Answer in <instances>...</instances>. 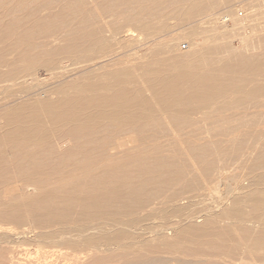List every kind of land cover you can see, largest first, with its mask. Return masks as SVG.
I'll list each match as a JSON object with an SVG mask.
<instances>
[{"label":"bare ground","instance_id":"1","mask_svg":"<svg viewBox=\"0 0 264 264\" xmlns=\"http://www.w3.org/2000/svg\"><path fill=\"white\" fill-rule=\"evenodd\" d=\"M230 1L97 0L94 12L83 7L85 0L76 8L74 0L62 1L64 7L55 0L32 1L26 9L18 0L13 5L25 22L3 21L12 7L0 2V83L24 85L38 68L52 70L66 57L93 61L111 43L133 48L120 55L130 60L123 67L91 63L78 72L83 77L59 86L55 98L38 93L1 110L0 264H168L174 255L192 259L179 258L177 264H218L209 259L235 254L236 236L216 219L235 218L236 200L231 209L215 201L219 213L212 217L179 218L190 195L203 197L206 181L219 178L229 160L246 167L243 186L256 190L255 209L264 207L256 189L264 183L259 171L264 166V51L248 52L245 43L243 51L214 45L226 34L219 22L223 17L212 18L213 12ZM252 3L264 14V0ZM158 14L182 22L205 15L215 34L201 41L189 34L185 51L174 49L179 37L166 39L159 51L164 56L150 61L152 52L141 54L140 48L159 38L150 30L162 25L147 23ZM240 25L234 21L228 31ZM30 80L38 82L37 76ZM239 109L246 111L241 115ZM242 131L252 145L242 144L247 140L239 137ZM179 142L187 151L176 148ZM7 146L17 149L12 161L6 159ZM140 147L148 151L141 153ZM194 170L204 178L203 186H197ZM48 176L52 183L45 182ZM230 182L229 190L239 189V179ZM16 183L23 187L2 194L4 186ZM154 214L162 222L144 229L142 223ZM20 226L27 228L17 232ZM146 234L154 237L119 245L123 238ZM51 235L57 240L51 251H43L37 240ZM19 236L34 242L32 251L16 252ZM250 242L264 252V233ZM248 244V253L254 252ZM156 254L174 257L150 256Z\"/></svg>","mask_w":264,"mask_h":264},{"label":"rangeland","instance_id":"2","mask_svg":"<svg viewBox=\"0 0 264 264\" xmlns=\"http://www.w3.org/2000/svg\"><path fill=\"white\" fill-rule=\"evenodd\" d=\"M18 0H0V2H3L4 4L12 7L9 16L4 20H21L22 22H25V19L23 18V12L19 8H15V2ZM21 1V0H20ZM24 2V9L27 7H32V1H37L36 3L39 4L43 0H22ZM57 5L60 7H64V4L62 1H67V0H55ZM76 4L74 7L76 8L78 5V1L82 0H74ZM87 2L86 5L83 7L88 8L95 11L97 8V0H85ZM96 3V4H95ZM12 4V5H9ZM35 4V3H34ZM19 7V6H17ZM258 13V15H257ZM212 18L220 17L223 19H220L219 22H221V29L222 34H226L224 36H220L219 40L214 44L217 46H222V45H230V47L236 51H243V44L245 43L248 47V52H261L264 51V28H261L264 25L259 26V19L262 22L264 19V14L262 10L257 8V6L252 3V0H232L228 2L227 4H224L220 6L219 8L215 9L213 12ZM242 14V15H240ZM227 16V17H226ZM258 16V17H257ZM261 16V17H260ZM3 18V14L0 10V20ZM209 17H206L205 15L196 17L192 19L189 22H182L180 20H175V19H167L165 18V14H158L156 16H149L147 18V23L151 28L157 27V25H162L160 29H155L150 30V32L154 33V35L159 36V38L156 39V41L148 42L140 48V53H151L152 56L148 59L150 61H154L161 56V53H159L161 49V44L162 41L168 40V39H173V38H178L179 41L175 43V50L178 51L179 49L185 51L189 50L188 48V42H187V36L192 35V34H197L198 41H201L203 39H206L210 36H213L214 30L210 27L211 24L208 22ZM225 21V22H224ZM237 21V23L241 24L240 27L235 28L231 32L230 30L233 25V22ZM224 22V24H222ZM209 23V24H207ZM227 27V28H225ZM242 27H248L247 29H242ZM225 31H228L225 33ZM221 33V32H220ZM213 34V35H212ZM139 46V45H138ZM181 46V47H180ZM186 47L185 49H183ZM104 53L103 55H100L99 57H94L93 61H83V60H77V57H72V58H64L61 63L59 60L55 63V68L52 70H45L43 68H38L31 76H29V81L28 83L21 85L17 84L16 82L10 83V82H1L0 83V113L1 110L7 108L8 104H11L14 100L20 101V100H26V99H35L37 97L38 93H43L45 96H51V97H56L57 88L59 86H66L70 82L74 81L77 78L83 77V74H78L80 70H83L86 65L89 64H96L98 63L99 65H110L113 66V64H116L115 68H120L128 64V61L124 57L120 56L123 53L133 51L132 47H116L115 44H108L103 47ZM155 51H157L155 53ZM104 58H100L102 56H105ZM158 55V56H155ZM223 55V54H221ZM120 56V57H119ZM155 56V57H154ZM49 54H46L44 59H48ZM98 58V59H96ZM37 61V60H35ZM30 62V61H29ZM24 63V64H28ZM82 67V69L76 70V68ZM96 67V66H95ZM37 76L38 82L31 81V78H34ZM23 92L20 96L16 97H11L13 95L18 94L19 92ZM40 98V97H38ZM8 99V100H7ZM246 111V109L242 110L239 109L238 112L239 114L243 115V113ZM264 121H262V126L261 124L259 125L260 129H264ZM163 128L167 130H172L174 127L173 126H168V125H163ZM240 138H246L242 144L244 145H252V140L248 138L250 135L247 134L245 135L242 132L239 134ZM66 141V140H65ZM67 143V142H66ZM8 146L11 147H16L13 144H7ZM221 145H224V143H221ZM7 146V149H4L5 152H7V160L12 161L13 157H11L14 152L17 150L16 148L10 149ZM69 150H73L71 145H66ZM129 147L137 146L135 144H129ZM176 148L182 147L181 151H184L185 147L183 142H179L176 145ZM174 146V147H175ZM229 149H231L229 147ZM61 150H66L62 148ZM144 147H140V152H143ZM174 150V149H172ZM145 151H148L147 149ZM175 151V150H174ZM187 151V148L185 149ZM11 152V155H10ZM134 152H139L138 148L134 150ZM147 153V152H146ZM253 154V158H254ZM243 161L247 164L250 162H246L244 159ZM188 163V161H187ZM262 168L259 170L260 172L264 173V166L259 167ZM220 177L216 178L213 177L210 180L206 181V187L202 191L203 197L200 199H194L193 196L194 194L190 195V205H187V207L181 209L182 210V216L179 217L180 221L182 220L183 217L187 215H191L194 217L198 218H206V217H212L216 214H218V209H217V204L214 203L215 201H218V203L224 207L228 206L229 209L233 207V202L236 200L237 206L236 209L238 210L237 216L235 218H229V219H216V222L219 226H228L229 229L232 232V235L236 236V243L233 242L232 245L236 246L235 254L233 256H220L219 258H207L210 261L217 262L218 264H264V252L261 250L263 248L262 245H260V248L256 247L254 248L253 245L251 244L250 241H253L256 239L257 234L259 233H264V207L263 208H257L255 209V203L256 199H258V196L255 198L254 192L256 190H250L248 188H245L243 186L244 180H246L248 177L246 167L242 166V163L240 160H229L227 162V165L225 166L224 170L220 172ZM193 177H195V181L197 186L201 184L203 186V183L205 182L204 178L200 173H197L196 170H194ZM231 178L233 180L239 179L241 181L239 189L238 190H229L231 186ZM46 183H52L53 179L51 176H48V179L45 181ZM246 183V182H245ZM20 183L16 184H11L4 186L1 191L2 194L5 192H11V191H16L19 189V187L23 186H18ZM238 185V184H237ZM259 191V197L264 196L263 191H264V183L262 182L257 188ZM24 190V189H22ZM32 188H27L25 191H31ZM194 193V192H192ZM228 201V202H227ZM227 202V203H226ZM254 205V206H253ZM254 207V208H253ZM165 208H167L166 205L162 207L163 211H166ZM142 213L141 215H143ZM179 218L175 219V221L179 220ZM168 220V219H167ZM201 220V219H199ZM198 220V221H199ZM159 222H162L157 214H154V217L152 219H149L148 221H144L142 223L144 229L150 228H155L159 224ZM2 225H7V227H15L14 224L8 223V222H1ZM8 223V224H6ZM184 222H181V225H183ZM16 228V227H15ZM27 226H20L18 229L20 230L26 229ZM56 227L52 228H46L43 230H36L38 232H47V231H54ZM117 229H124L126 230L127 228L125 227H117ZM245 229L247 231L246 235L241 233V230ZM15 232V233H17ZM241 236V238H239ZM51 239H44V240H37L39 241V244L42 246H45L43 251H51L52 249L48 248L50 246H54L53 244L55 243L57 239H55V236L51 235ZM53 237V239H52ZM154 237L152 234H146L143 237L137 236L135 238L131 239H126L123 238L119 241V245L121 247H125L127 244L130 243H136L138 240L142 239H150ZM19 241L15 246H17V253L19 255L24 254L27 251H32L34 242L29 241L23 236H19ZM46 238V237H44ZM57 238V237H56ZM253 239V240H251ZM246 243L249 245V248H253L254 252L248 253V249L245 248ZM113 252H116V250H112ZM150 256H158L161 257L165 260H168V258L171 257H177L174 259L175 261H170L168 264H177L176 260H179V258L183 262H188L191 261L192 259L189 258H184L182 256L174 255L170 256L167 254H156V255H150ZM19 258H23L22 256H19ZM166 264V263H165Z\"/></svg>","mask_w":264,"mask_h":264},{"label":"built area","instance_id":"3","mask_svg":"<svg viewBox=\"0 0 264 264\" xmlns=\"http://www.w3.org/2000/svg\"><path fill=\"white\" fill-rule=\"evenodd\" d=\"M240 15H242V14H240ZM186 47H184L183 49H185Z\"/></svg>","mask_w":264,"mask_h":264}]
</instances>
